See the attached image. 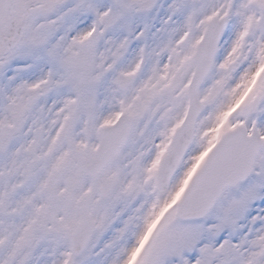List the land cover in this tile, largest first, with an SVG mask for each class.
<instances>
[{
    "label": "snow or ice",
    "instance_id": "6c2138e0",
    "mask_svg": "<svg viewBox=\"0 0 264 264\" xmlns=\"http://www.w3.org/2000/svg\"><path fill=\"white\" fill-rule=\"evenodd\" d=\"M0 264H264V0H0Z\"/></svg>",
    "mask_w": 264,
    "mask_h": 264
}]
</instances>
